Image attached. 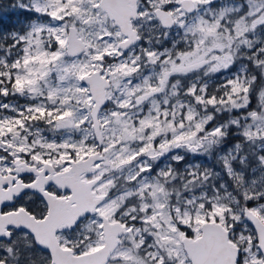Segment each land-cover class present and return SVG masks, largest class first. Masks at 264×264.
<instances>
[{
  "label": "snow or ice",
  "instance_id": "obj_1",
  "mask_svg": "<svg viewBox=\"0 0 264 264\" xmlns=\"http://www.w3.org/2000/svg\"><path fill=\"white\" fill-rule=\"evenodd\" d=\"M0 264H264V0H0Z\"/></svg>",
  "mask_w": 264,
  "mask_h": 264
},
{
  "label": "trees",
  "instance_id": "obj_2",
  "mask_svg": "<svg viewBox=\"0 0 264 264\" xmlns=\"http://www.w3.org/2000/svg\"><path fill=\"white\" fill-rule=\"evenodd\" d=\"M5 2H7V0H5ZM3 20H4L5 25L9 27H11L12 25L16 23V19L14 17L9 18L8 16H4Z\"/></svg>",
  "mask_w": 264,
  "mask_h": 264
}]
</instances>
